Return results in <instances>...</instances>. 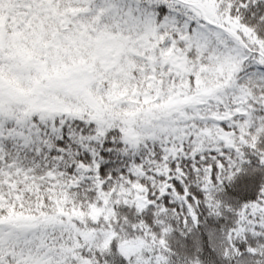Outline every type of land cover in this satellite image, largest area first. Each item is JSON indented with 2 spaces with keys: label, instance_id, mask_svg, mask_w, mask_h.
<instances>
[{
  "label": "snow or ice",
  "instance_id": "6c2138e0",
  "mask_svg": "<svg viewBox=\"0 0 264 264\" xmlns=\"http://www.w3.org/2000/svg\"><path fill=\"white\" fill-rule=\"evenodd\" d=\"M0 264H264V0H0Z\"/></svg>",
  "mask_w": 264,
  "mask_h": 264
}]
</instances>
